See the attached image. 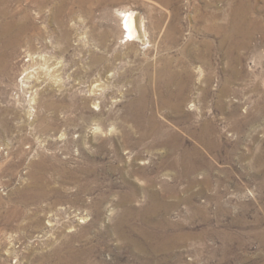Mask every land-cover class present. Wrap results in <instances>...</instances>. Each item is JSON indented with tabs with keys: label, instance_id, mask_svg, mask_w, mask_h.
Returning a JSON list of instances; mask_svg holds the SVG:
<instances>
[{
	"label": "rangeland",
	"instance_id": "obj_1",
	"mask_svg": "<svg viewBox=\"0 0 264 264\" xmlns=\"http://www.w3.org/2000/svg\"><path fill=\"white\" fill-rule=\"evenodd\" d=\"M0 264H264V0H0Z\"/></svg>",
	"mask_w": 264,
	"mask_h": 264
},
{
	"label": "bare ground",
	"instance_id": "obj_2",
	"mask_svg": "<svg viewBox=\"0 0 264 264\" xmlns=\"http://www.w3.org/2000/svg\"><path fill=\"white\" fill-rule=\"evenodd\" d=\"M123 14V19H122V26L123 29L125 30V33H128L129 37L134 39H139V40H144L146 37V31H145V26L143 21L141 20L139 14L135 11H124L122 12ZM250 37V34L248 35ZM205 130V129H204ZM208 136L207 134L203 131L201 135L202 141L204 143L208 144L207 146L209 147V139H206ZM208 142V143H207Z\"/></svg>",
	"mask_w": 264,
	"mask_h": 264
},
{
	"label": "built area",
	"instance_id": "obj_3",
	"mask_svg": "<svg viewBox=\"0 0 264 264\" xmlns=\"http://www.w3.org/2000/svg\"><path fill=\"white\" fill-rule=\"evenodd\" d=\"M126 38H128V37H126ZM129 39V38H128Z\"/></svg>",
	"mask_w": 264,
	"mask_h": 264
}]
</instances>
